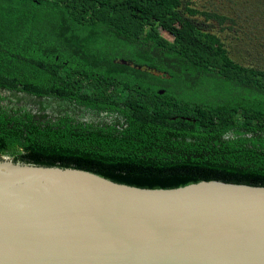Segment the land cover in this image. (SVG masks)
<instances>
[{
    "label": "trees",
    "instance_id": "obj_1",
    "mask_svg": "<svg viewBox=\"0 0 264 264\" xmlns=\"http://www.w3.org/2000/svg\"><path fill=\"white\" fill-rule=\"evenodd\" d=\"M178 5L0 0V89L72 101L121 120L92 124L0 108V155L139 188L206 180L264 186V81L229 60L214 36L197 32ZM147 23L174 43L154 28L141 36ZM105 48L167 78L102 59L97 50ZM79 80L99 89L75 90ZM236 113L241 119L232 121Z\"/></svg>",
    "mask_w": 264,
    "mask_h": 264
},
{
    "label": "water",
    "instance_id": "obj_2",
    "mask_svg": "<svg viewBox=\"0 0 264 264\" xmlns=\"http://www.w3.org/2000/svg\"><path fill=\"white\" fill-rule=\"evenodd\" d=\"M0 264H264V186L139 188L1 155Z\"/></svg>",
    "mask_w": 264,
    "mask_h": 264
},
{
    "label": "rangeland",
    "instance_id": "obj_3",
    "mask_svg": "<svg viewBox=\"0 0 264 264\" xmlns=\"http://www.w3.org/2000/svg\"><path fill=\"white\" fill-rule=\"evenodd\" d=\"M57 1L60 3V0ZM178 2V9L185 17L193 20L197 32L214 36L229 60L252 71L253 74L250 76L252 79H257L258 83L264 81V0H178ZM186 8H191L197 13L189 15L184 10ZM172 23L178 28L187 30V27L179 21L174 20ZM150 28H154L158 37L166 44L174 43L172 36L154 23L144 24L139 34L143 36ZM97 52L102 59L124 64L162 79L167 78L166 74L147 64L132 66L130 61L118 59L110 49H100ZM72 86L75 90L88 93L99 89L98 86L83 80L72 82ZM159 93L161 94L162 91ZM0 108L20 109L35 115H45L50 119H54L57 115H67L71 120L82 123L102 124L114 119L121 121L114 115L90 110L72 101L59 100L51 96L35 98L22 92L2 89H0ZM240 119L239 113L231 117L232 121Z\"/></svg>",
    "mask_w": 264,
    "mask_h": 264
}]
</instances>
